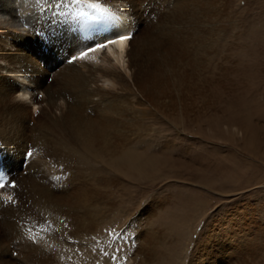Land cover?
<instances>
[{
	"label": "bare ground",
	"instance_id": "bare-ground-1",
	"mask_svg": "<svg viewBox=\"0 0 264 264\" xmlns=\"http://www.w3.org/2000/svg\"><path fill=\"white\" fill-rule=\"evenodd\" d=\"M88 1L109 4L101 6L110 14L97 13L88 7ZM149 1L0 0V162L8 179L0 188V213H9L0 219V243L16 237L31 247L35 257L38 253L44 264H130L136 258L131 250L137 242L136 255L144 258L137 257L140 264H165L163 260L159 263L164 252L150 249L160 243L158 228L148 236L138 228L139 221L124 216L120 203L125 200L129 178L183 166L177 158L184 150L176 155L170 141L155 148V141L148 138L152 125L163 123L157 115L174 121L176 128H186L185 117L192 106L186 103L185 91L171 87L176 83L171 84L158 69L143 74V46H138L136 33L140 28L123 44H109L84 60L69 63L86 49L130 34L135 19L140 27ZM155 1L178 11V23L188 22L190 12L198 8L194 0ZM215 5L212 2L208 8ZM208 14L213 17L211 10ZM14 33L9 45L17 50L12 52L1 42H5L4 34L12 40ZM170 37L175 39V34ZM10 74L21 77L18 83ZM36 91L45 96L41 98ZM26 102L38 111L32 112ZM207 103L212 106L211 99ZM29 151L32 157L26 155ZM145 206L140 217L155 214V207ZM245 216L233 210L228 215L230 223L224 226L216 218L189 263L230 264V258L231 264L239 263L229 252L250 254L259 261L262 253H250L259 245L250 243L248 231L234 230L237 220L233 217L246 221ZM29 229L36 235L35 241L29 238ZM106 229H115L118 238L110 237ZM115 248L121 249L115 262L110 255L94 251L105 249L111 254Z\"/></svg>",
	"mask_w": 264,
	"mask_h": 264
},
{
	"label": "rangeland",
	"instance_id": "rangeland-1",
	"mask_svg": "<svg viewBox=\"0 0 264 264\" xmlns=\"http://www.w3.org/2000/svg\"><path fill=\"white\" fill-rule=\"evenodd\" d=\"M194 1H198V8L190 12L193 15L188 22L178 23V11L155 0L144 6L145 20L140 27L137 19L133 22L135 31L140 28L136 33L138 46H143L140 67L143 74L157 69L161 75L164 72L171 84L176 83L171 87L184 89L186 103L192 107L185 117L186 128H176L172 125L174 121L157 115L163 123H154L150 129L153 137L148 138L149 142L155 141V148L170 141L171 151L176 155L184 150L183 158H177L183 166L126 180L127 194L120 208L124 216L139 221L138 228L148 236L153 233L150 230L158 228L160 243L150 249L164 252L159 263L165 264L169 260L173 264H190L209 225L216 218L220 225H228L231 219L228 215L236 210L246 215V221L233 217L237 220L234 230L246 229L250 243L259 245V250L250 253L262 255L259 261L241 252H229L228 256L238 259L239 263L233 264H264V0ZM212 2L216 3L214 9L208 8ZM208 10L213 12L212 18ZM33 34L35 38L36 33ZM170 34H175V39ZM15 35L11 41L3 35L4 49L17 50L10 46ZM32 41L36 45L43 43ZM172 42L178 46L174 47ZM11 75L18 83L21 77ZM36 93L41 98L45 96L41 91ZM26 104L32 112L38 111L31 103ZM148 204L155 207V214L140 217ZM5 216L9 213H0V219ZM134 233L137 237V232ZM15 238H5L0 243V264H44L38 253L35 257L31 247ZM136 245L134 242L133 246L138 248ZM134 247L131 252L136 258L130 264L144 261L143 256L136 255ZM231 261L230 258L227 262Z\"/></svg>",
	"mask_w": 264,
	"mask_h": 264
},
{
	"label": "snow or ice",
	"instance_id": "snow-or-ice-1",
	"mask_svg": "<svg viewBox=\"0 0 264 264\" xmlns=\"http://www.w3.org/2000/svg\"><path fill=\"white\" fill-rule=\"evenodd\" d=\"M75 2L76 3H79L80 0H75ZM88 7L92 8L93 10H95L97 13H99L101 15H108V14H110V10L107 7H102L100 3H92V4H89ZM129 39H131V36L129 34H125V35H120V36H118L115 39L108 40L106 43L97 44L93 48L86 49V50L80 52L78 55L72 56L69 59V63H73L76 60H84V59H86L88 57V55H89L90 52H95V51L100 50V49H105V48H107V46L109 44H117V43L123 44L124 42L128 41ZM26 155L28 157H32L33 153H32V151H29ZM4 178H5V174L2 172V162H0V179H4ZM11 186L13 188H15L16 187V184L13 182L11 184ZM2 187H4V184L0 183V188H2ZM9 199H11V198H9ZM44 230L45 231H48L49 230V226L46 225L44 227ZM53 230H55V229H53ZM105 232L110 237H116V238H118L115 229H113V230L106 229ZM29 238L32 239L33 241L36 240V235L33 232V230H31V229H29ZM69 240L72 243H78L77 241H72L70 237H69ZM93 240H95V241H97V243H99L98 238L93 237ZM96 250H98L101 255H110V257L113 260V262H115L118 259H120V257L118 256V253L121 251L120 248L113 249V253H111V254L108 253L105 249H94V251H96Z\"/></svg>",
	"mask_w": 264,
	"mask_h": 264
}]
</instances>
